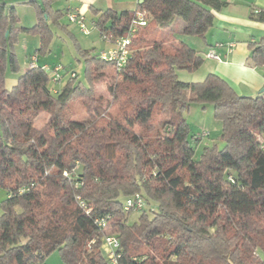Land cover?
Returning <instances> with one entry per match:
<instances>
[{
  "label": "trees",
  "instance_id": "16d2710c",
  "mask_svg": "<svg viewBox=\"0 0 264 264\" xmlns=\"http://www.w3.org/2000/svg\"><path fill=\"white\" fill-rule=\"evenodd\" d=\"M53 1H31L37 22L23 27L15 7L0 0V188L7 193L0 201V264H40L55 251L67 264H109L102 246L112 234L118 264H264V92L239 95L214 73L203 82L180 81L178 70L195 71L204 58L170 38L133 41L120 79L109 84L107 106L95 84L114 64L80 47L84 82L74 72L54 90L45 66L35 64L8 89V70L19 71L21 32L40 36L36 53L49 51L48 20L64 15L52 10ZM226 5L144 0L135 11L105 10L94 25L101 37L121 36L143 13L161 29L181 18L183 34L205 38L213 10ZM252 18L263 22L264 10ZM249 46L252 63L264 67V39ZM75 101L87 113L81 121L66 114ZM193 102L213 105L225 142L205 146L198 159L184 116ZM115 105L117 115L109 110ZM43 112L49 120L39 129L34 122ZM155 113L163 117L159 129ZM23 186L29 190L20 193ZM136 194L145 207L130 223L124 203ZM102 216L109 217L106 229L96 224Z\"/></svg>",
  "mask_w": 264,
  "mask_h": 264
},
{
  "label": "crops",
  "instance_id": "0c3cea01",
  "mask_svg": "<svg viewBox=\"0 0 264 264\" xmlns=\"http://www.w3.org/2000/svg\"><path fill=\"white\" fill-rule=\"evenodd\" d=\"M31 1L41 2L42 0H6L8 5L15 7L16 12L18 5H32L30 3ZM224 1L227 2L225 7L220 10H213L215 16L214 23L213 26L208 30L205 38L183 34L186 23L181 18H176L174 23L166 29H161L155 24V22L149 21L148 26L142 29L141 33H143L144 38L155 42H159L164 38L181 40L190 47L197 50L203 56V58L207 57L209 53H215L219 56V59H215L216 61L212 60V62L209 63L210 67L207 75L209 73H214L224 79L239 95L253 97L260 93L261 89L264 87V67L256 66L252 63L250 59L251 48L249 45L250 43L259 42L264 39V21L262 22L252 18V13H254L255 10H264V0ZM57 2H61V6L64 7H55ZM138 5L139 0H55L50 6L54 11H62L64 13L63 16L66 15V17L68 10L77 8L82 12L85 18L90 19L93 25V22L98 18L99 13H102L107 9H111L116 12L135 11ZM32 6L34 7V5ZM34 10L36 17V21L34 23L35 25L37 22L35 7ZM19 20L20 25L22 20L21 17H19ZM61 20L62 18L58 19V23H53V20L51 19L48 20V24L53 31V39L55 37V33L52 26L57 27V25H59L64 31H69L68 25L61 23ZM93 26L95 27V25ZM151 26L153 29L149 31L148 28ZM24 33L25 32H21L18 35V40L16 43L17 46L20 43L21 34ZM153 35L155 39L153 38ZM16 45L15 52L17 47ZM108 46L109 44H107V47L105 46L100 48V50L108 48ZM78 47L82 48L79 45ZM49 51H51L50 48ZM98 51L95 54H98ZM78 56L79 55H77V60L81 61ZM36 60V56L31 55L30 59L28 60V65L25 67V69L21 68L19 65V71L17 73L12 72L14 73V77H10L11 83L16 84L18 77L29 70L33 63L38 65ZM43 64V66L50 67L47 65L48 63ZM66 73V70L62 71V79L56 84L55 90H59L64 85L63 81L65 78H68L71 74L69 72V74L66 75ZM7 80L8 77L6 75V81ZM110 250V246L107 243H103L102 252L104 256L107 258V260H109V264H114L109 258Z\"/></svg>",
  "mask_w": 264,
  "mask_h": 264
},
{
  "label": "rangeland",
  "instance_id": "374dc122",
  "mask_svg": "<svg viewBox=\"0 0 264 264\" xmlns=\"http://www.w3.org/2000/svg\"><path fill=\"white\" fill-rule=\"evenodd\" d=\"M62 3H56L55 7H61ZM17 13L21 17V26L32 27L36 21L35 10L32 5H18ZM68 17L63 16L61 23L68 25V32L64 31L61 26L57 27L52 26L55 37L50 45L49 52L45 54H37L36 49L39 47L40 38L34 34H21L20 43L16 47V55L18 64L21 68L25 69L28 65V60L30 56H36V62L38 65L43 66V63H48L51 69L56 65H62L64 70L67 71L66 75L72 71L77 73L78 79L80 81H85V64L84 61L80 58L81 61L77 60V50L78 45L82 49L91 50V53H96L100 48L107 47V44L101 38L98 30L92 25V22L89 18H86L85 24L87 32H84L80 27L75 23H69ZM152 26L148 28L151 31ZM154 38V35H153ZM138 39H144L145 41H150L147 38L143 37V33H140ZM155 39V38H154ZM152 42V41H151ZM156 43V42H155ZM29 51V52H28ZM30 54V55H29ZM79 57V56H78ZM208 57V58H207ZM204 58V62L200 68L195 71L188 70H178L177 76L180 81L185 82H203L206 79V75L209 71V63L213 58H210L208 55ZM216 61V60H215ZM207 69V70H206ZM117 73L106 67L104 77L96 82L95 84V93L97 97H100V101L104 106L111 104L112 97L108 90L109 84L112 82H117L120 78L116 75ZM14 77V73L11 70H8L6 81V86L8 89H11L15 84H12L10 77ZM67 77L63 81L65 83ZM193 95L188 92V97ZM110 112L114 115L118 113V106H113L109 108ZM67 117L74 120H83L86 117V110L79 101H75L72 105L66 110ZM184 116L187 120V123L190 126L191 134L195 135L193 144L195 146V158L198 159L201 156V153L205 146L215 144L218 148H223L225 142L222 139V126L221 123L215 118L213 112V105L211 103H191L189 109L184 113ZM163 117L159 116L157 113L154 114L153 122L154 125L159 129V122ZM49 120V114L43 112L36 118L35 125L38 128H44ZM138 132H144V129L136 126L135 128ZM207 132V136H200L201 133ZM155 135L154 133L151 134ZM7 196L6 191L3 188H0V201ZM154 207V204H151ZM141 212L137 210H132L129 214L128 221L130 223L136 222L139 219ZM107 255V254H106ZM40 264H67L58 251L50 254L45 260L40 262Z\"/></svg>",
  "mask_w": 264,
  "mask_h": 264
},
{
  "label": "built area",
  "instance_id": "2783aa9c",
  "mask_svg": "<svg viewBox=\"0 0 264 264\" xmlns=\"http://www.w3.org/2000/svg\"><path fill=\"white\" fill-rule=\"evenodd\" d=\"M258 12V10H256ZM67 17L70 22L77 24L81 30L87 32L86 29V18L82 14V12L77 9L73 8L67 11ZM149 22L147 18L144 16L143 13H138L134 19L132 20L129 28L127 29L126 33L121 36H113V35H103L101 38L105 43L109 44L108 48L102 49L98 51V56L104 60L109 61L114 64V70L116 73L121 72L123 67L126 65L128 58L131 55V47L133 41L139 37L142 29L148 26ZM94 25V22H93ZM208 56L210 58L219 59V56L215 53H209ZM35 63L32 64L34 66ZM47 71L50 75V83L52 88L55 90V86L60 80L62 79V71L64 70L62 65H57L54 68L46 67ZM71 76H75L74 72L71 73ZM207 132H203L200 136L204 137L207 136ZM264 149V144L262 146ZM29 190L28 186H23L20 189V193H24ZM79 204L81 207L85 208L86 212L89 213V209L84 201L79 198ZM145 207V201L143 198L136 194L128 199H126L124 203V210H137L140 211ZM109 217L102 216L96 219V224L102 228L106 229L108 227ZM104 243H107L111 250L109 252V258L112 260L114 264H118V254L116 253L117 249L119 248V239L118 235L112 234L108 235L104 238Z\"/></svg>",
  "mask_w": 264,
  "mask_h": 264
},
{
  "label": "water",
  "instance_id": "95a60500",
  "mask_svg": "<svg viewBox=\"0 0 264 264\" xmlns=\"http://www.w3.org/2000/svg\"><path fill=\"white\" fill-rule=\"evenodd\" d=\"M144 0H139V4L142 3ZM260 92H264V87L261 89Z\"/></svg>",
  "mask_w": 264,
  "mask_h": 264
}]
</instances>
